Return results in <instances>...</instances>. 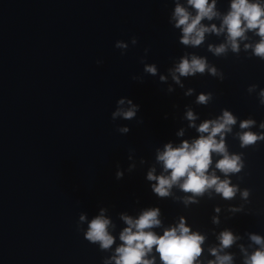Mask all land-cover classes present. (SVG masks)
<instances>
[{
  "label": "clouds",
  "instance_id": "9594fccd",
  "mask_svg": "<svg viewBox=\"0 0 264 264\" xmlns=\"http://www.w3.org/2000/svg\"><path fill=\"white\" fill-rule=\"evenodd\" d=\"M187 4L195 10V15L188 11L187 8L180 3H176L172 20L175 21L174 26L181 29L182 35L180 43L185 46L198 47L205 41L206 33H214L217 36L226 33V40L219 45H209L208 50L216 56L226 55L229 48L234 53H239V41L246 40V32L255 31L260 37V41L254 46L245 44V50L251 48L254 55L264 60V5L253 3L250 0H231L230 10L221 17L216 11V0H187ZM214 18L222 19L219 28L215 24L206 26L201 22L203 20L211 21ZM137 40L132 38V44L135 45ZM117 48L126 49L127 44L118 41L115 45ZM211 75H219L223 79V75L218 73L215 67H210L205 58L191 55L182 57L178 64L171 70L172 78L181 84L180 77L203 75L205 71ZM145 72L155 75L157 69L154 65H147ZM161 81L166 78L161 76ZM256 85H251L249 92L254 91ZM171 91V89H169ZM189 89L187 95L192 94ZM212 99V94H200L196 102L201 105H207ZM260 104L264 105V90L259 93ZM124 100H120L119 104L123 105ZM130 107L128 109L118 108L113 113V118L121 116L126 120L135 117L137 106L132 105L128 101ZM186 119L190 122V127H196L200 134L197 139L191 142L183 141L179 146L173 147L171 143L164 146L163 151L157 152V162L162 164L163 172L155 175V168L147 173L149 181H155L152 184L153 192L160 198H167L172 195V188L178 187L184 193L191 195L183 198V203H198L197 197H202L209 190H214L220 194L225 200H231L239 191L237 186L231 184L228 179H221L215 174V171L209 173L210 166L213 163V154L221 158L215 162V169H218L225 177L230 174L239 173L244 167L242 154H230L225 137L232 132L233 126L237 123V118L228 110H223L222 115L216 119L205 120L198 127L194 121L197 119L193 111L186 112ZM255 125L253 119H246L240 122V129H250ZM264 129V123L260 125ZM121 132H127V128L119 129ZM206 134V135H205ZM183 135V131L178 133ZM240 146H253L259 140H264V135H260L251 131H242L237 133ZM166 173V174H165ZM122 174L117 173L119 178ZM242 197L247 199L248 190L241 193ZM216 211H219L217 209ZM160 209L150 208L143 211L138 218H132L128 215H121V219L127 225L119 234L121 244L115 248V254L111 258L114 264H155V259H147L153 248L159 254L162 264H195L197 258L202 254L201 245L205 242V236L198 232H193L186 225L183 217H181L178 225L166 228L162 235H157L150 229L161 226ZM86 217L80 216V220L84 221ZM213 223H219L216 217H213ZM112 222L101 214L93 218L85 233V238L91 243H98L101 250H108L115 242V238L109 232ZM239 237L235 236L231 231H222L219 236V248H212L210 252L215 256L214 261L209 264H232L233 257L230 254L221 255L220 252L230 248ZM249 239L256 245H259L255 251L248 254L241 246L244 253V264H264V237L256 234H249ZM105 264H110L105 261Z\"/></svg>",
  "mask_w": 264,
  "mask_h": 264
}]
</instances>
